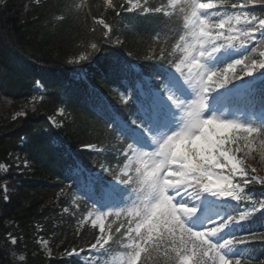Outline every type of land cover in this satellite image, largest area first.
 I'll return each instance as SVG.
<instances>
[{
  "label": "trees",
  "instance_id": "obj_1",
  "mask_svg": "<svg viewBox=\"0 0 264 264\" xmlns=\"http://www.w3.org/2000/svg\"><path fill=\"white\" fill-rule=\"evenodd\" d=\"M169 1L150 0L147 12L132 13L118 3L109 10L104 0L0 1V264H74L67 254L82 251L96 240L95 228L76 226L90 209L91 193L81 190L86 176L75 175L73 168L80 163L93 174L102 167L122 165L121 152L128 143L109 128L111 111L133 129H143L136 80L155 76L188 51L185 25L197 1L176 0L165 12ZM245 2L251 13L264 18V0ZM102 17L112 35L119 37L118 44L97 26ZM216 19L210 18L207 25L208 40L214 37ZM89 42L95 43L90 58L71 63L70 56ZM263 48L264 41L246 64L257 60ZM133 64L137 75L128 71ZM223 73L216 74L217 80L224 79ZM215 77L212 80L217 81ZM236 80L232 76L229 83ZM36 82L45 88L40 101L32 100ZM251 93L249 103L264 111V77L251 86ZM61 106L67 118L53 128L49 118ZM17 107L23 113L15 116ZM90 145L103 148L104 154L85 149ZM243 159L248 173L260 180L248 191L260 197L264 138H256ZM146 225L153 231V223ZM39 229L52 250L49 257L37 243ZM117 229L112 228V252L123 242ZM144 239L137 264H164L153 258V249ZM227 243L233 253L230 264H264V213L243 218ZM19 254L23 255L20 261Z\"/></svg>",
  "mask_w": 264,
  "mask_h": 264
},
{
  "label": "rangeland",
  "instance_id": "obj_2",
  "mask_svg": "<svg viewBox=\"0 0 264 264\" xmlns=\"http://www.w3.org/2000/svg\"><path fill=\"white\" fill-rule=\"evenodd\" d=\"M217 2L226 1L206 0L187 19L185 40L189 55L162 68L158 76L135 83L147 127L142 133L134 132L132 144L123 152L128 158L115 171L116 176L104 167L84 183L85 191L93 193L95 189V193L89 211L78 218L76 226H91L98 235L90 247L67 254L74 264L139 262L144 238L153 249V258L164 264H189V254L200 257L196 264H226L229 253L220 251V247L240 221L238 217L264 211V195L254 198L248 192V185L259 184L260 180L247 172L243 159L255 139L264 138V114L250 107L248 100L242 103L250 96L251 84L264 77V48L258 52L257 60L244 64L264 41V19L250 13L244 0H232L217 12L208 13L212 5L217 8ZM104 3L109 10L117 8V3L119 8L128 5L127 12L132 13L147 12L150 0ZM174 3L171 1L163 10L169 12ZM217 14L222 15L215 25L214 37L203 43L210 18ZM96 24L114 44L120 42L103 17ZM94 49V42L82 44L70 56V62L86 61ZM221 68L228 79L220 81L213 92L210 77L214 78ZM128 71L136 75L138 67L132 65ZM232 76H237V86L229 84ZM33 90L32 100L40 101L45 92L43 85L37 82ZM22 113V108L14 109L15 116ZM66 118L61 106L49 124L60 127ZM86 149L101 152L94 146ZM176 150L178 154L174 156ZM110 175L114 178L108 180ZM124 201L127 203L120 207ZM141 217L145 221L161 220L152 226V231L138 220ZM115 225L124 231V243L121 250L112 253L111 229ZM211 238L220 240L218 252L203 249V240L211 242ZM190 239L195 247H189ZM37 243L45 256H51L50 245L40 229ZM16 258L20 261L23 255Z\"/></svg>",
  "mask_w": 264,
  "mask_h": 264
}]
</instances>
